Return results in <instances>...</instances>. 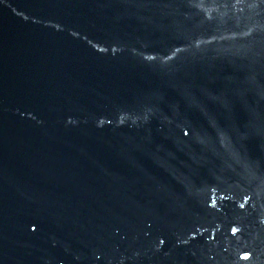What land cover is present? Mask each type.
Here are the masks:
<instances>
[{
  "label": "water",
  "instance_id": "water-1",
  "mask_svg": "<svg viewBox=\"0 0 264 264\" xmlns=\"http://www.w3.org/2000/svg\"><path fill=\"white\" fill-rule=\"evenodd\" d=\"M0 264H264V0H0Z\"/></svg>",
  "mask_w": 264,
  "mask_h": 264
},
{
  "label": "snow or ice",
  "instance_id": "snow-or-ice-1",
  "mask_svg": "<svg viewBox=\"0 0 264 264\" xmlns=\"http://www.w3.org/2000/svg\"><path fill=\"white\" fill-rule=\"evenodd\" d=\"M243 206H244V205L242 204V205H241V207H243ZM235 231H236V230H235V229H233V232H235Z\"/></svg>",
  "mask_w": 264,
  "mask_h": 264
}]
</instances>
